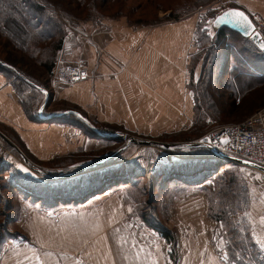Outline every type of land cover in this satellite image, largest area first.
I'll list each match as a JSON object with an SVG mask.
<instances>
[{"label": "crops", "instance_id": "obj_1", "mask_svg": "<svg viewBox=\"0 0 264 264\" xmlns=\"http://www.w3.org/2000/svg\"><path fill=\"white\" fill-rule=\"evenodd\" d=\"M230 1L236 3L234 7L245 10L252 19L264 22V0ZM200 17L201 11H198L152 26L132 25L126 17L106 18L96 23H68L59 54L68 61L85 63L97 73L73 86L56 80L53 75L49 76L50 82L45 84L39 78L35 83L22 74L31 87L27 90L24 88V98L34 99L31 106L37 105L36 116L40 119L35 118L34 111L29 112L15 85L0 67V131L5 130L9 134L5 135L9 145L14 147L17 142L24 150L14 149L15 157L7 165L17 170L34 165L47 171H59L64 167L50 168L49 164L71 157L73 161L79 158L77 164H80L82 154L90 151L89 141L92 144L95 139L89 137L77 123L51 121L54 117H77L91 128L92 124L103 134L131 133L159 137L190 129L195 121V98L191 83L197 81L200 73L193 65L198 50L196 33ZM32 83L46 89L49 94L41 113L46 93ZM110 127L116 130L109 132ZM77 164L71 169L79 171L76 169ZM79 174H43L42 179L68 180ZM204 197L201 194L186 195L183 198L191 199V205L175 207L184 210L180 214L187 221L180 233L200 230V233H216L219 237V230L209 232ZM198 203L202 205L198 207ZM78 212L75 211L73 217ZM35 213L25 216L23 226L9 228L10 233L17 232L25 236L22 241L14 236L4 237L0 233V264H168L167 255L171 252L164 257L161 254L163 247L157 245V262H154L156 256L150 250V245L139 242L130 231L132 227L126 230L128 234L123 231V235L116 237V254L112 244L98 243L97 232L106 235L111 229L108 225L113 226V212L106 216L97 211L84 212L86 214L82 217L74 218V226L63 223L64 215L68 213L59 216L57 214L60 213L53 212ZM52 214L57 215L56 224H51V218L54 220ZM198 220L202 228L196 225ZM100 225L102 227L97 230L96 226ZM214 226L218 227L216 222ZM82 238H93L94 241L82 242ZM141 238L145 239L143 236ZM257 242L260 244V241ZM140 243L143 244L136 247ZM196 244L201 245L200 249L197 248L201 253L196 256L201 259L199 264H216L210 261V243L201 241ZM196 244L185 245L187 248L183 256H186V261L192 258L191 247H197ZM222 246L218 245L215 250L220 255L226 249L224 243Z\"/></svg>", "mask_w": 264, "mask_h": 264}, {"label": "rangeland", "instance_id": "obj_2", "mask_svg": "<svg viewBox=\"0 0 264 264\" xmlns=\"http://www.w3.org/2000/svg\"><path fill=\"white\" fill-rule=\"evenodd\" d=\"M168 1L170 0H165L161 5H164ZM180 3H182V1H180ZM177 4L179 3L172 5L177 6ZM235 5L236 3L230 0H215L208 6L200 8L195 12L201 11L202 16V14H207L208 11L211 13L213 10L219 11L223 8ZM172 10V6L171 8L165 9L159 7L152 17L158 19V22L151 24V26L168 20H176L175 18L169 17ZM66 20L67 19L64 21ZM254 20H257V18L253 19V21ZM76 21L75 23H82V20L77 19ZM67 23L70 22L67 21ZM262 32H264V29H262ZM239 45L240 42H237L236 46ZM13 53L14 52H11L10 55ZM262 54L264 56V53ZM257 55L260 56V54ZM252 56H254V53L247 54V57H249V59H247L250 63H256ZM14 57L15 58L11 61L13 64L22 68L27 73H31L45 84L50 82V77H45V73H41L40 69H38L31 60L23 57L21 53L15 51ZM201 57L203 56L201 55ZM196 60L197 61H194L193 65L201 72L203 64L202 58H197ZM243 63L242 61V64ZM259 64L262 65V63ZM221 65L222 63L220 62L217 67L218 69L215 70L216 73L219 72V75ZM249 69L250 68H247L245 70V72H248L247 77H251V71ZM253 77L256 78V76ZM233 79L232 77H226L223 82L224 84H221L220 79L217 81L219 82L217 85H211L209 91V96L211 97L208 101L202 98L200 91L195 87V105L197 104L198 108H200L202 105L208 104L212 107V111H206L205 108L200 110L198 116L201 117L205 124L193 133L192 129L180 131L175 134H163L159 135V137L149 135L139 136L131 133H113L119 139L99 140V138L93 137L95 141H91L93 142L92 144L89 141L88 149L90 151H87L84 155L82 154L80 157V164H77L79 158L73 161L72 157L65 158L64 160H54L49 164L50 168L64 164V166H60L64 167V169L59 171H47L42 169V167L40 168L34 165L33 167L31 166V168L23 166L22 170H17L13 166H8L6 170H0V233L4 237L8 235L14 236L19 238L18 241H22V239H25V236L17 232L12 234L9 228L23 226L26 219L25 216L31 214L36 215L35 211L42 212V214H47L48 212L60 213L57 214L58 216L68 213V215H64L65 218H63V223L67 226H74V223H76L74 218L82 217L86 214L84 212L97 211L100 215L103 214L102 216H106L113 212L114 217L111 218L113 220V226L108 225V228L110 227L112 231L109 230L106 235H101V232L98 231L96 240L98 243L103 242L112 244L115 254L117 252L116 237L123 235V231L127 233L126 230L129 229L128 227L133 228V230H129L139 242H146L150 245L151 249L149 247L148 249L156 256L154 262H157V245L163 247L161 249V254H163L164 257L169 254L171 252V245L146 222V220H150V222L155 225L162 224L167 226L175 233L177 255L176 257H172L171 254L167 255L169 259L168 264H170V262L171 264L201 263V259L196 258L197 254L200 252L197 248L200 249L201 246L200 244H196V242L200 243L201 241L210 243L211 247L209 254L212 255L210 256L211 262L214 261L216 264H221V261H223L224 264H236L235 257L239 259V257H242V254L244 255L250 252L243 251V246L242 248H238V257L230 255L228 253L229 245L227 238H225L226 231L224 225L220 224L209 215V208L213 204L210 197L217 193L219 187L218 183H221V181L222 184L227 183L229 178L232 177L235 178V182L237 183L236 189L238 190L239 186L241 187L238 191L242 192V188H244L241 194L242 200L247 199L244 204L245 212H241L239 217L244 218L245 221L250 223L253 237L256 242L257 240L260 241V244L258 243L259 247L264 251V248L261 246L264 245V183L262 182V173L259 169L236 162L226 161H222V164L218 165L217 169H210L216 167L218 159L221 158L207 147L202 148L201 152L198 153V151L191 152L188 148H175L169 150L152 144L146 145L136 142V140L141 142L145 140H158L165 143L194 142L195 139L216 127L240 122L264 109V80L259 82L260 79H256V81L249 84L248 82L251 79H244L242 82L248 83L250 88L247 89L248 91H246V93H241V91H239V86L234 88L231 85ZM196 117L197 112L195 110V121ZM188 130H190L189 133H187ZM104 132H106L105 129ZM2 133L4 135L0 134V138L2 136L8 139L5 135L9 134H7L5 130L4 132L2 131ZM88 136L92 137L91 134H88ZM0 142L2 143L1 139ZM1 143L0 146H2ZM3 145V148L10 152L14 149L17 151L23 150V147L17 142L14 147L9 145L8 142H5ZM93 147L95 148L91 149ZM212 153L214 156H195L196 154L209 155ZM21 155L25 157L23 153H21ZM96 161L97 163L94 164ZM106 162L108 163L106 164ZM75 163L78 167L76 169L82 170L85 168V170L81 172L72 170L71 167ZM6 164L9 163H5V165ZM92 168L96 169L94 170ZM25 169H27V171H25ZM38 169H41V171ZM89 171L97 173L100 177L101 173L103 174V172H105L104 176L106 180L102 176L93 181H88V183L95 185L105 184V191L82 201H73L70 198L74 196L83 197V194L86 192L85 180L78 177L73 180L62 181H45L42 179L43 174L66 176L72 175V173H80L82 177L87 176L84 174H88L89 176ZM80 174L77 176H80ZM123 174H126V177H123L125 176ZM114 177L119 178L120 181H117L119 179L114 181ZM178 177L182 180H192L194 183H183L181 182L182 180L176 179ZM105 181L106 183H104ZM191 194H201L205 196L204 198L207 203L206 213L209 219L205 216V204L204 216L205 220L209 221V232L211 233L212 231L219 230V237L216 236V233H200V230H195L192 233L179 232L185 229L186 223L184 222L187 221L186 218L183 217V214H180L181 211L184 210L182 208L175 209V207L177 205L181 207L191 205V199L183 198ZM185 200H187V202L184 203ZM201 205L202 203H200V205L198 203L197 206L200 207ZM75 211L79 212L73 217ZM116 213L118 214L116 215ZM57 215L52 214L54 220L51 218V224H56L58 222L55 220ZM212 220L217 223L218 227L215 228L214 226L213 228L215 222ZM196 225L202 228V223L199 222V220ZM96 227L97 230H100L102 225ZM141 236L145 239L141 238ZM81 241L93 242L94 239L87 238V240H85L82 238ZM158 241L164 246L161 243L159 244ZM191 243L196 244L197 247H191L192 250L190 253L192 254V258L186 261V256H183L187 248L185 245ZM223 243L226 245V249L227 247L228 249H225V251L223 250L220 255L215 250L218 245L222 248ZM142 244L143 243L137 244L136 247H140ZM249 248L250 247L247 246V250Z\"/></svg>", "mask_w": 264, "mask_h": 264}, {"label": "trees", "instance_id": "obj_3", "mask_svg": "<svg viewBox=\"0 0 264 264\" xmlns=\"http://www.w3.org/2000/svg\"><path fill=\"white\" fill-rule=\"evenodd\" d=\"M180 1H182V3H180ZM213 1L215 0H170L164 5H161L165 0H0V60L12 65L17 71L10 67H4L1 64L0 67L6 73L9 80L15 85L23 104L28 108L29 112L34 111L33 114L35 118L40 119L36 116L38 110L36 108L37 105L31 106L34 99L28 97L24 98L26 92L24 88L27 90L31 87L21 75L24 74L29 80L35 83H37L38 78L11 62L12 59L15 58V51L31 60L38 69H40L41 73H45V77H49L54 74V70L61 56L59 51L64 43L66 27L68 25L67 21L74 24L77 22L76 20L79 19L82 20V22L96 23L106 18L118 19L126 17L132 25L148 26L158 22V19L152 17L159 7L165 9L171 8L172 6L173 10L169 17L178 19L208 6ZM176 3L179 4H177V6L172 5ZM222 10H213L211 13L208 11L207 14H202L198 23L196 33L198 54H195L194 61H197V58H202L203 64L202 71L199 73L197 81L191 83L195 101V87L200 91L202 98L208 101L211 97L209 96L210 86L217 85L219 83L217 81L220 79L221 84H224L223 82L226 77L234 78L231 85L234 88L239 86V91H241V93H246V91H248L247 89L250 88L248 83L250 84L256 81V79H260L259 82L264 80L262 79L264 78V56L262 54L264 50L258 48L249 38L244 37L236 30L228 27H222L217 32L212 30L210 23L215 15ZM65 19L67 20L64 21ZM237 42H240L239 46H236ZM11 52L14 53L10 55ZM249 53H254L252 57L256 63H250L248 60L249 57H247ZM256 53L260 54V56ZM201 55L203 57H201ZM242 61L244 62L243 64ZM220 62L222 65L219 75V72L216 73L215 70L218 69L217 67ZM259 63H262V65ZM247 68H250L251 77H247L248 72H245ZM253 76H256V78ZM246 78L251 80H249L248 83H243L242 81ZM202 108H205L206 111H212V107L208 104L202 105L200 108H198L197 104L195 105L197 117L195 123L190 128V130H193L192 133L205 124L201 117L198 116ZM51 121H60L61 123L69 124H74L75 122L77 123L76 125L80 126L87 134H91L92 137L99 138V140L119 139L116 136L110 137L100 135L86 123L79 120V118L70 115L54 117ZM99 128L101 127L99 126ZM115 130V127H110L108 131L114 132ZM190 130H188L187 133H189ZM202 148L205 147H190L188 149L191 152L198 151V153H200ZM195 156L207 157L214 156V154H196ZM222 161L228 162L225 159H218L217 166L210 169H217L218 165L222 164ZM107 163L108 162H106V164ZM8 166L9 165L4 164L0 166V170H6ZM60 166H64V164ZM92 169L95 170L96 168ZM104 174L105 172H103V174L101 173V177L103 176L106 180ZM84 175L87 176L82 177L80 174V176L76 177L86 181V192L83 194V197H71L70 199L73 201L86 200L105 191V184L95 185L88 183V181L101 178L100 175L98 176L97 173L92 172H90L89 176L88 174ZM123 175L121 176L126 177V174ZM76 177L72 178V180L76 179ZM116 179L119 178H113L114 181ZM176 179L182 180L179 177ZM117 181H120V179ZM181 182L194 183L192 180L184 179ZM104 183H106V181ZM218 184L217 193L210 197L213 204L211 203L212 206L209 208V215L225 227V238H227L229 245V252H227L230 255L238 257V248L244 246L242 250L249 251L250 253L242 254V257H239V259L235 257L236 264H264V251H262L258 242L254 239L250 223L245 221L244 218L239 217L241 212H245L244 204L247 199L242 200L241 198L244 188H242V192L238 191L241 187L239 186V189H236L237 183L235 182V178L232 177L229 178L227 183L222 184L221 181V183ZM146 222L171 245V256L176 257L177 241L174 231L162 224L155 225L150 222V220H146ZM247 246L250 247L248 250Z\"/></svg>", "mask_w": 264, "mask_h": 264}, {"label": "built area", "instance_id": "obj_4", "mask_svg": "<svg viewBox=\"0 0 264 264\" xmlns=\"http://www.w3.org/2000/svg\"><path fill=\"white\" fill-rule=\"evenodd\" d=\"M256 29L262 33L264 22L260 19L254 20ZM54 78L69 86L79 83L83 79L96 76V71L90 69L85 63L68 61L60 56ZM1 135H4L0 131ZM0 165L10 163L15 154L3 148L7 142L6 137L0 138ZM194 142L205 143L216 150L229 156H236L254 162L264 167V109L254 115L234 124L220 126L204 133ZM261 171V170H260ZM262 182L264 183V171Z\"/></svg>", "mask_w": 264, "mask_h": 264}, {"label": "water", "instance_id": "obj_5", "mask_svg": "<svg viewBox=\"0 0 264 264\" xmlns=\"http://www.w3.org/2000/svg\"><path fill=\"white\" fill-rule=\"evenodd\" d=\"M230 11H237V12L244 13V17L246 18L244 23H245V25H247V34H245V27L241 26L240 24H237V23H217V19L219 17L223 16L226 12H230ZM211 27H212V30L214 32L219 31V29H221L222 27H228L230 29L236 30V31L240 32L244 37L249 38L258 48H260L261 50H264V37H263V34L259 30L256 29V26L254 24V21H253L252 17L245 10H243L242 8L229 7V8H226V9L222 10L221 12H218L215 15L214 19L212 20ZM0 64L4 65V66H7V67H11L9 64H7L6 62H3V61H0ZM32 85L46 93V98H45L44 104H43V106L41 107V110H40V113H41V111L44 108V105L48 101L49 94H48V91L46 89L40 88L39 86H37L34 83H32ZM66 113H71V112H66ZM77 115H79V114L77 113ZM83 119L86 122H88V120L85 117H83ZM90 125L100 135L110 136V137L115 136L114 134H112V135L103 134L95 126H93L92 124H90ZM136 142H140V143H143V144H146V145L152 144L154 146H159V147L166 148V149H169V150H172V149H175V148H189V147H201V146H204V147H207L210 150H212L214 152V154L217 155L219 158L225 159L228 162H236V163H239V164L247 165V166H250V167H253V168H257V169H259L261 171H264V167L254 163V162H251L249 160L242 159V158H239V157H236V156L226 155L223 152H221L219 150H216L213 147H211V146H209V145H207L205 143H198V142H186V143H170V142H168V143H165V142H160L158 140L157 141L156 140H145L143 142H141L139 140L138 141L136 140ZM83 170H85V168H83L82 170H79V171L81 172Z\"/></svg>", "mask_w": 264, "mask_h": 264}, {"label": "snow or ice", "instance_id": "obj_6", "mask_svg": "<svg viewBox=\"0 0 264 264\" xmlns=\"http://www.w3.org/2000/svg\"><path fill=\"white\" fill-rule=\"evenodd\" d=\"M244 13L237 11L226 12L223 16L217 19V23H237L245 27V34H247V25H245ZM27 171V169H25ZM264 247V245H262Z\"/></svg>", "mask_w": 264, "mask_h": 264}, {"label": "bare ground", "instance_id": "obj_7", "mask_svg": "<svg viewBox=\"0 0 264 264\" xmlns=\"http://www.w3.org/2000/svg\"><path fill=\"white\" fill-rule=\"evenodd\" d=\"M62 56V55H61ZM58 66H56V68H57ZM89 67V66H88ZM90 69H92L91 67H89ZM92 70H94V71H96L95 69H92ZM54 72H55V70H54ZM53 76H54V74H53Z\"/></svg>", "mask_w": 264, "mask_h": 264}]
</instances>
